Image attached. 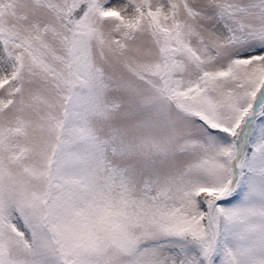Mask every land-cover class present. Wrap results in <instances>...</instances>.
<instances>
[{
    "label": "snow or ice",
    "instance_id": "6c2138e0",
    "mask_svg": "<svg viewBox=\"0 0 264 264\" xmlns=\"http://www.w3.org/2000/svg\"><path fill=\"white\" fill-rule=\"evenodd\" d=\"M0 264H264V0H0Z\"/></svg>",
    "mask_w": 264,
    "mask_h": 264
}]
</instances>
